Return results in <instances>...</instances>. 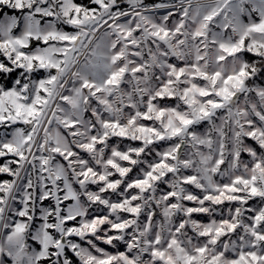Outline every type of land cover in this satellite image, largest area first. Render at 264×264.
Masks as SVG:
<instances>
[{"label":"snow or ice","instance_id":"1","mask_svg":"<svg viewBox=\"0 0 264 264\" xmlns=\"http://www.w3.org/2000/svg\"><path fill=\"white\" fill-rule=\"evenodd\" d=\"M0 264H264V0H0Z\"/></svg>","mask_w":264,"mask_h":264}]
</instances>
